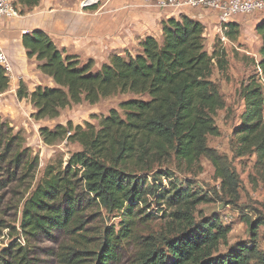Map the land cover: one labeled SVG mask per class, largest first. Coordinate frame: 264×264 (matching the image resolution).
<instances>
[{"label":"trees","instance_id":"obj_1","mask_svg":"<svg viewBox=\"0 0 264 264\" xmlns=\"http://www.w3.org/2000/svg\"><path fill=\"white\" fill-rule=\"evenodd\" d=\"M18 3L34 8L40 0ZM227 27L226 37L236 44L241 25L237 22ZM255 30L262 41V59L255 62L256 74L241 84L245 110L235 131L234 152L237 157L254 154L264 165V90L260 83L264 78V19ZM162 32L159 39L141 40L135 55H112L110 63L96 73L92 61L81 66L77 57H64L44 32L23 35L28 58H36L38 70L56 86H38L30 94L25 82L19 83L16 96L30 100L36 110L35 119H55L72 105H97L117 95L131 93L148 96L149 100L122 103L124 115L113 110L102 119L99 129L92 124L74 127L72 123L60 125L55 131L41 128L45 144L55 145L68 138L82 151L71 156L67 168L63 164L49 166L31 193V185L26 188V182L33 181L39 157L25 147L20 133L0 122V172L7 176L6 182L0 181V191L15 183L24 187L19 199L20 231L5 221L4 212L11 207L3 209L4 197H0V236L12 229L14 234L10 236L25 241V245L12 242L3 249L0 260H7L6 264H34L31 238H51L53 233L64 231L76 238L60 248L58 264H109L116 248L133 238L134 210L143 206L138 212H145L150 203L160 207L157 216L163 214L169 221V232L145 243L132 264H251L259 256L254 246L244 244L221 254L220 247L227 244L231 229L217 216L197 222V206L211 199L186 182L180 185L171 168L174 163L180 171H194L206 158L213 164L223 190L232 193L233 202L238 198L236 174L208 146V137L220 135L215 118L226 108L212 77L214 69L226 74L227 49L218 37L215 42L219 46L208 52L205 26L187 16L163 21ZM10 84L9 74L0 66V95L9 91ZM165 179L168 186L164 185ZM83 201L91 210L97 207L99 212L120 215L126 227L118 234L113 228L106 229L103 236L94 233L91 237L86 230L91 217L85 215ZM247 223L256 240L264 222L249 219ZM98 241L96 248L93 243Z\"/></svg>","mask_w":264,"mask_h":264},{"label":"rangeland","instance_id":"obj_2","mask_svg":"<svg viewBox=\"0 0 264 264\" xmlns=\"http://www.w3.org/2000/svg\"><path fill=\"white\" fill-rule=\"evenodd\" d=\"M18 8V0H12ZM73 1V0H70ZM190 10V9H186ZM192 10V9H191ZM21 11V10H20ZM22 13V12H21ZM241 34L244 38L245 46L255 49L258 54L257 42L258 34L256 33V19L262 20L260 13L250 16H242ZM247 19V21H246ZM243 44V45H244ZM218 43L208 44L206 49L212 53L213 48ZM235 46H225L228 52L229 65L226 74H221L214 69L212 79L217 83L221 94L224 97L226 108L217 113L215 118L216 126L220 135L218 137H208V146L219 154L227 166L236 174L239 183L238 198L235 202L232 199V193L222 188V183L217 179L213 164L206 158H203L200 165L194 171H180L173 163L171 168L174 171L175 179L180 185H189L192 189L208 195L211 201L202 203L196 208V220L201 222L203 219L217 216L221 219L224 226L229 227L231 232L228 236L227 244H222L220 253L225 254L235 249L238 245H246L255 247L258 251L257 257L251 260V264H264V226L257 231V239L252 234L251 228L247 220L252 222H264V165L259 163L254 154L244 157H237L234 152L236 143L235 131L240 126L241 115L245 110V103L240 96L241 84L243 81L253 77L256 74L254 56H245L236 50ZM219 46V45H218ZM244 55V56H243ZM248 61H244V58ZM43 75V74H42ZM15 79H11L10 89L4 96H0V122L10 125L14 133H20L25 139V147L39 157V167L36 170L33 181L30 179L26 182V188L31 185L29 193L44 178L47 168L51 165L59 167L63 164V168H67V164L71 156L82 151V147L74 140L66 138L62 142L55 145H47L44 143L40 135L41 128H48L51 131L62 125L68 126L72 123L74 127L82 126L86 128L87 124L94 125L97 129L100 127L102 119L109 117L113 110H117L123 116L121 104L134 99L149 100L148 96H136L134 94L117 95L107 99H103L97 105H90L86 102L81 105H72L61 112V115L55 119L37 120L33 117L36 110L29 99L19 100L14 93ZM42 87L55 88L47 77L41 79V83L36 80ZM18 83V82H17ZM54 83V82H53ZM19 86V84H18ZM28 87V85H27ZM38 87V86H37ZM36 87V88H37ZM36 88L28 87L29 93L32 94ZM70 135V134H69ZM7 176L4 172H0V181L6 182ZM175 181V180H174ZM169 181L164 180V185L168 186ZM20 184H10L9 188L0 191V197H4L3 209L7 206L11 207L4 212V219L7 223L16 227V231H20L21 222V204L19 199L24 187ZM150 208H146L145 212H138L143 206L136 208L133 213H137L133 223V238L125 240L116 248L115 258L109 264H132L137 255L141 251L143 245L152 242L153 238L160 239L161 235L169 232V221L163 218L160 213V207L150 203ZM5 207V208H4ZM81 207L87 209L85 215H89V234L93 237L94 233L103 236L106 229H113L115 234L123 231L124 225L122 217L118 214L108 215L104 210L100 211L97 207L93 210L87 208V203L82 202ZM165 208V207H163ZM145 209V208H144ZM95 215V217L91 215ZM148 215V216H147ZM14 234L12 229L3 231L0 236V254L3 249L8 248L14 241L21 242L25 245L23 238H13L9 234ZM96 236V235H95ZM76 238L64 231L55 232L51 238L38 237L31 238L30 246L32 251V259L34 264H58V253L62 246H67ZM99 241L93 243L98 247ZM259 257H262L259 259ZM7 261V260H6ZM6 261L0 260V264H6Z\"/></svg>","mask_w":264,"mask_h":264},{"label":"crops","instance_id":"obj_3","mask_svg":"<svg viewBox=\"0 0 264 264\" xmlns=\"http://www.w3.org/2000/svg\"><path fill=\"white\" fill-rule=\"evenodd\" d=\"M83 1L40 0V5L34 8L18 4L22 16L0 24V52L6 54L13 69V79L18 82L14 84L15 95L21 81L30 89H35L40 86L36 80L41 83L44 78L38 70L36 58L30 60L27 56L22 43L26 33L44 32L64 57H77L81 66L92 61L95 73L110 63L112 55H135L141 40L147 37L161 38L162 22L172 18L187 16L201 22L206 28L208 44L215 43L219 37L217 17L207 11L161 9L156 1L150 0H100L97 5L83 8ZM260 21L256 19V26ZM238 23L244 24L241 19ZM237 44L238 52L256 57L255 62L262 59L249 43L245 44L250 46H245L243 35H240ZM261 44L258 36V51ZM48 80L54 84L51 78Z\"/></svg>","mask_w":264,"mask_h":264},{"label":"built area","instance_id":"obj_4","mask_svg":"<svg viewBox=\"0 0 264 264\" xmlns=\"http://www.w3.org/2000/svg\"><path fill=\"white\" fill-rule=\"evenodd\" d=\"M99 3L100 0H85L81 5L83 8H87ZM156 4L161 9L173 8L179 12L186 9H196L214 13L219 24V39L224 46H235L225 35L229 24L237 23L242 16H250L256 13H260L264 19V0H157ZM20 16L22 13L12 0H0V24ZM0 66L7 71L10 79H13V69L3 52H0ZM260 83L264 90L263 77H261Z\"/></svg>","mask_w":264,"mask_h":264}]
</instances>
